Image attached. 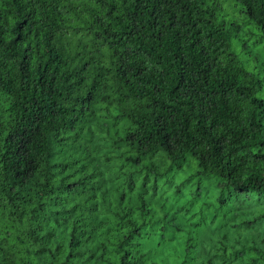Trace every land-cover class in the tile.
I'll return each mask as SVG.
<instances>
[{
	"label": "trees",
	"instance_id": "obj_1",
	"mask_svg": "<svg viewBox=\"0 0 264 264\" xmlns=\"http://www.w3.org/2000/svg\"><path fill=\"white\" fill-rule=\"evenodd\" d=\"M232 1L264 38V0ZM222 11L0 0V264H264V64ZM184 165L240 212L152 207L136 176Z\"/></svg>",
	"mask_w": 264,
	"mask_h": 264
},
{
	"label": "rangeland",
	"instance_id": "obj_2",
	"mask_svg": "<svg viewBox=\"0 0 264 264\" xmlns=\"http://www.w3.org/2000/svg\"><path fill=\"white\" fill-rule=\"evenodd\" d=\"M218 1L221 2L223 8L219 14L224 16L227 21L237 24L238 32L233 38L234 41L245 37L247 45L250 47V53L254 54L249 58L251 65L261 67L264 64V38H259L256 25L243 14L239 4L232 0ZM183 168L184 172L179 175L170 173L155 175L142 171L136 176L139 181L146 180L145 199L152 207H158L160 202L166 199L170 202L169 206L182 212L180 221L185 226L204 224V220L209 226L215 227L222 225L232 213L240 212L234 203L235 196L232 197L233 201H228L227 208L216 207L218 202L214 186L217 181L211 183L213 179L210 181L206 177H190L192 181L187 184L182 183L184 177L195 173L194 167L184 165Z\"/></svg>",
	"mask_w": 264,
	"mask_h": 264
}]
</instances>
